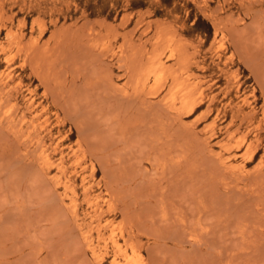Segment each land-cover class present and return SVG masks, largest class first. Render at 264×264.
I'll use <instances>...</instances> for the list:
<instances>
[{
	"label": "rangeland",
	"instance_id": "rangeland-1",
	"mask_svg": "<svg viewBox=\"0 0 264 264\" xmlns=\"http://www.w3.org/2000/svg\"><path fill=\"white\" fill-rule=\"evenodd\" d=\"M1 72L0 264H264V0H0Z\"/></svg>",
	"mask_w": 264,
	"mask_h": 264
},
{
	"label": "bare ground",
	"instance_id": "bare-ground-1",
	"mask_svg": "<svg viewBox=\"0 0 264 264\" xmlns=\"http://www.w3.org/2000/svg\"><path fill=\"white\" fill-rule=\"evenodd\" d=\"M10 34L8 33V36H9ZM7 36V37H8ZM159 37V36H158ZM9 42H11V39H10V41L9 40H7V42L6 43H9ZM170 45V44H169ZM124 49V48H123ZM172 51V50H171ZM171 51H170V53H171ZM113 54H115V53H113ZM174 53H172V55H173ZM161 55H162V53H161ZM172 55H170V56H172ZM182 56H184V54H181ZM153 56V55H152ZM154 58V62L156 61L155 59H157L156 57H153ZM159 58V57H158ZM136 59V58H135ZM178 59H182L181 57L179 58L178 57ZM177 59V60H178ZM167 60V59H166ZM158 62H157V64H156V67H157V69H162L163 68V63L161 62V60H157ZM180 61V60H179ZM137 63V62H136ZM182 63V62H181ZM150 64V63H149ZM148 64V65H149ZM135 65V64H134ZM149 66H152L151 64L149 65ZM151 68V67H150ZM153 68V67H152ZM132 69H134V68H132ZM136 69V68H135ZM154 69V68H153ZM155 70H156V68H155ZM136 71V72H135ZM134 72H135V74L133 73V71H132V73L134 74V75H136V76H138V74H136V73H139V70H135ZM147 71H149V69L147 70ZM154 71V70H153ZM166 71V70H165ZM143 72V71H142ZM142 72L140 71V73H139V75L141 74V75H143L142 74ZM146 73V72H145ZM172 73V72H171ZM170 73V74H171ZM138 76L136 79H135V77L134 76H132L131 75V77H134V78H132L133 80H136V82H137V79L138 78H140V77H143L142 79H143V81L145 80V74L143 75V76ZM149 75V74H148ZM153 75V74H152ZM156 74H154V76H155ZM157 75H159V73H157ZM172 75V74H171ZM170 75V76H171ZM174 75H172V77H173ZM15 79V78H14ZM172 80H174V79H172ZM140 81H141V79H140ZM143 81H141L142 83H140L139 82V84H143V83H145V82H143ZM0 82H1V85L2 84H5L6 86H10L11 84L10 83H13L14 81H13V79H12V76H11V74L10 73H6V72H1L0 73ZM175 82V81H174ZM173 83V82H172ZM175 84V83H174ZM17 85H18V83H14V85L11 87V89L10 90H13L14 88H16L17 87ZM135 85H137L138 86V84H135ZM144 86V85H143ZM142 86V87H143ZM187 86V85H186ZM177 87V86H176ZM183 87V86H182ZM189 87H191V86H189ZM144 88V87H143ZM113 89V88H112ZM136 89V88H135ZM178 89V88H177ZM182 89V88H181ZM184 89V88H183ZM186 89V88H185ZM189 89V88H188ZM191 89V88H190ZM159 90V89H158ZM8 91V90H7ZM3 92V91H2ZM6 92V91H5ZM190 92V91H189ZM191 92H193V91H191ZM1 93V92H0ZM171 94V93H170ZM183 94V93H182ZM2 95V94H1ZM4 95V94H3ZM127 95V94H126ZM184 95H185V93H184ZM192 95V94H191ZM186 96V95H185ZM171 97H172V95H171ZM124 98V97H123ZM180 98H181V96H180ZM182 99V98H181ZM186 99H187V97H186ZM186 99H182L183 101L184 100H186ZM188 99L191 101V97L189 98L188 97ZM187 99V100H188ZM7 100V99H6ZM171 100H174V99H171ZM182 100L180 101V102H182ZM3 102V101H2ZM33 102V101H32ZM141 102H144V101H141ZM160 102V101H159ZM169 102H171L170 100H169ZM175 102V101H174ZM0 103H1V101H0ZM6 103H7V101H6ZM145 103V102H144ZM176 103V102H175ZM27 104V103H26ZM185 104V103H184ZM188 104V106H189V108L190 109H192V106H193V104L191 105L190 103H187ZM9 105H11V104H9ZM13 105V104H12ZM182 106V105H181ZM185 106V105H184ZM2 107V106H1ZM160 107V106H159ZM183 107V106H182ZM3 108V107H2ZM168 108H169V106H168ZM173 109H174V106L172 107ZM185 108V107H184ZM183 108V109H184ZM183 109H181L182 111H184ZM185 109H187V108H185ZM189 109V110H190ZM1 110V109H0ZM170 110H172V109H170ZM177 110V109H176ZM9 111V110H8ZM32 111V110H31ZM13 112H14V110H13ZM12 112V113H13ZM168 112V111H167ZM172 112V111H171ZM7 113H9V112H7ZM179 114V113H178ZM180 114H181V112H180ZM5 116V115H4ZM20 117H22V115H20ZM45 120V119H44ZM5 122L6 124H8V125H16L15 123H16V116L15 117H7V118H0V123L1 122ZM37 122H39V119H37V118H31V121L29 122V124L31 125V127H32V129H35L37 126H36V123ZM5 123L3 124V125H5ZM18 123H19V125L21 124L22 125V123H25V117H22L19 121H18ZM40 123V122H39ZM38 123V124H39ZM45 123V122H44ZM44 123H42V124H44ZM26 124V123H25ZM41 124V125H42ZM47 126V125H46ZM12 127H15V126H12ZM19 128V127H18ZM39 128H41V127H39ZM42 130H43V128H41ZM78 129H80L81 130V127H79ZM79 130V131H80ZM7 131V130H6ZM12 132L14 131L13 129L11 130ZM17 131V130H16ZM23 131V130H22ZM79 131H77V132H79ZM10 132V131H9ZM25 132V131H24ZM23 132V133H24ZM8 133V132H7ZM14 133H15V131H14ZM35 133V132H34ZM17 134V132L15 133V135ZM27 134V135H26ZM26 134L24 133V137L26 138V139H28L31 135H30V132H26ZM14 135V136H15ZM18 135V134H17ZM13 136V137H14ZM18 137H20V136H18ZM17 137V138H18ZM15 138V137H14ZM5 139H6V137H5ZM13 139V138H12ZM31 139V138H30ZM8 140V139H7ZM6 140V141H7ZM27 142V141H26ZM18 143V142H17ZM24 143V142H23ZM22 143V144H23ZM32 143V142H31ZM19 144H21V141L19 142ZM26 144V143H25ZM7 145V144H6ZM57 145V144H56ZM22 146V145H21ZM29 146H30V143H29ZM41 146V145H40ZM86 146H88L87 144H86ZM8 147V146H7ZM24 148H25V146H23ZM28 147V146H27ZM15 148V147H14ZM40 150V148H36V151L37 150ZM42 149V148H41ZM26 151H28L27 149H26ZM35 151V152H36ZM82 151H83V149H82ZM14 152V151H13ZM31 152V151H30ZM39 152V151H38ZM9 153V152H8ZM75 153V152H74ZM26 153H24V155H25ZM29 154V153H28ZM33 155H34V153H32ZM73 154V153H72ZM41 155L43 156V162H44V165L45 166H48V167H50L51 166V162H50V159H49V157H48V154L46 155V150H41ZM83 155V154H82ZM11 156V155H10ZM29 156H31V155H29ZM73 157H74V155H72ZM32 157V156H31ZM33 158V157H32ZM61 158V157H60ZM30 161V160H29ZM28 161V162H29ZM28 162H26V163H28ZM39 163V162H38ZM30 164V163H29ZM44 166V167H45ZM52 166H54V165H52ZM42 167V166H41ZM30 168V167H29ZM242 168V167H241ZM57 169H58V171H59V173H61L62 171H63V162H62V160H60V162L58 163V165H57ZM56 177V176H55ZM54 177V178H55ZM53 178V179H54ZM83 179V178H82ZM81 179V180H82ZM91 187V186H90ZM90 189V188H89ZM65 190V189H64ZM86 194H87V192H86ZM94 207H96L95 209H94V212L97 214V212H98V210H99V212H100V209L97 207V205H96V203H95V205H93ZM100 214V213H99ZM100 230V229H99ZM137 256V255H136ZM137 259H139V258H137ZM135 261V260H134ZM138 262H140L139 260H138ZM136 264H139V263H136Z\"/></svg>",
	"mask_w": 264,
	"mask_h": 264
}]
</instances>
